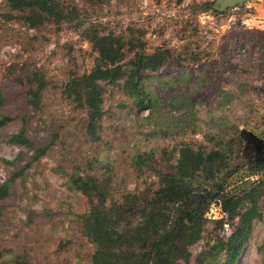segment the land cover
Wrapping results in <instances>:
<instances>
[{
  "label": "trees",
  "instance_id": "16d2710c",
  "mask_svg": "<svg viewBox=\"0 0 264 264\" xmlns=\"http://www.w3.org/2000/svg\"><path fill=\"white\" fill-rule=\"evenodd\" d=\"M85 1L90 8H100L105 0ZM208 4L192 2L188 8L206 12ZM2 5L5 21L30 29L81 26L83 40L95 56L88 71L72 70L62 80L33 68L0 83L1 140L31 152L21 167L22 153L13 160L1 159L11 170L0 183V264H33L25 243L10 245L1 234L4 227L10 228L17 196L14 183L32 162L48 157L58 145L64 147L63 136L71 123L83 137L86 157L77 162L65 148L52 171L66 190L86 201L87 208L72 211L70 219L75 232L93 248L89 264H236L253 222L264 221L260 204L264 160L256 163L253 155L249 159L243 154L245 145L237 127L225 122L222 128L205 132L204 142L180 140L170 147L142 146L144 140H136L123 150L133 188L120 186L116 164L106 149L108 142L103 140L106 94L120 92L130 100L129 110L154 107L155 99L142 81L152 77L147 71L167 66L175 50L161 45L148 52L142 36L92 18L74 0H2ZM87 18L91 20L84 26ZM238 38L245 42L243 35ZM49 89L55 95L51 103L45 94ZM54 106H69L74 116L64 120L66 116L51 110ZM179 120L184 123L187 116ZM188 125L193 133L200 129L193 121ZM156 129L141 134L150 138L164 132L162 136H167L165 130ZM41 131H46L42 139ZM258 136L264 139V132ZM213 205L222 213L218 218L208 217ZM54 217L44 210H29L22 225L30 227L36 218ZM199 241L202 248L193 255L190 248ZM62 248L57 244L52 253ZM258 250L264 252V236Z\"/></svg>",
  "mask_w": 264,
  "mask_h": 264
},
{
  "label": "rangeland",
  "instance_id": "374dc122",
  "mask_svg": "<svg viewBox=\"0 0 264 264\" xmlns=\"http://www.w3.org/2000/svg\"><path fill=\"white\" fill-rule=\"evenodd\" d=\"M74 2L108 26L142 36L148 52L161 45L175 50V57L167 66L147 71L152 77L142 81L155 99L154 107L129 110L130 100L120 92L106 94L103 140L108 142L106 149L116 164L121 187H134L123 150L136 140H144L141 145L150 147H170L180 140L201 143L205 132L222 128L225 122L240 132L246 129L257 136L264 132V28L252 21L255 11L249 3L240 7L243 9L229 8L223 14H213L210 4L214 0H105L100 8H90L85 0ZM192 2H208V11L191 12L188 6ZM4 12L0 0V83L10 82L33 68L59 80L72 70L81 74L91 68L95 54L83 40L81 26L30 29L20 22L5 21ZM89 20L84 26L89 25ZM241 35L245 42L238 38ZM194 58L199 59L193 61ZM52 91L45 92L49 103L55 100ZM51 110L66 116L64 120L74 116L69 106H54ZM181 116H187L184 123L179 120ZM190 121L200 127L196 133L188 125ZM71 124L63 136L64 147L58 145L48 157L32 162L14 183L17 196L11 208L10 228L4 227L1 234L10 245L25 243L33 264H89L93 250L75 232L70 219L72 211L87 208L84 197L66 190L63 180L52 171L66 150L77 162L86 157L83 137ZM156 127L165 130L167 136H162L164 132L150 138L141 134ZM45 132H39L38 137L44 138ZM241 137L246 146L244 136ZM243 149L245 156L254 154L247 147ZM19 153L24 155L18 163L21 167L31 152L0 137V183L11 170L1 159L13 160ZM260 204L264 210V200ZM29 210H44L55 217L44 221L36 218L35 224L25 227L22 221ZM221 214L219 207L213 205L208 217L218 218ZM263 236L264 221H254L236 264L264 263V252L258 250ZM67 240L71 241V249ZM57 244L63 248L52 253ZM202 245V241L194 244L190 248L192 254H197Z\"/></svg>",
  "mask_w": 264,
  "mask_h": 264
},
{
  "label": "water",
  "instance_id": "95a60500",
  "mask_svg": "<svg viewBox=\"0 0 264 264\" xmlns=\"http://www.w3.org/2000/svg\"><path fill=\"white\" fill-rule=\"evenodd\" d=\"M249 1L250 0H214V2L210 4V9L216 12H225L229 8L243 7ZM241 134L244 136L248 147L253 149L252 151H254V153L262 154V159L264 160V139L246 129H242Z\"/></svg>",
  "mask_w": 264,
  "mask_h": 264
},
{
  "label": "crops",
  "instance_id": "0c3cea01",
  "mask_svg": "<svg viewBox=\"0 0 264 264\" xmlns=\"http://www.w3.org/2000/svg\"><path fill=\"white\" fill-rule=\"evenodd\" d=\"M249 7L255 11L252 21L257 24V27L264 28V0H250Z\"/></svg>",
  "mask_w": 264,
  "mask_h": 264
},
{
  "label": "flooded vegetation",
  "instance_id": "af4514ba",
  "mask_svg": "<svg viewBox=\"0 0 264 264\" xmlns=\"http://www.w3.org/2000/svg\"><path fill=\"white\" fill-rule=\"evenodd\" d=\"M247 143V142H246ZM245 147H247V149H249L250 151H252L253 149H251L250 147H248V144H246V146ZM247 152V151H246ZM251 158V155L249 154V159ZM253 158H254V160H255V162L256 163H258V162H261V161H263V159H262V154H256V153H254L253 154Z\"/></svg>",
  "mask_w": 264,
  "mask_h": 264
}]
</instances>
